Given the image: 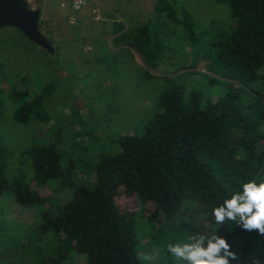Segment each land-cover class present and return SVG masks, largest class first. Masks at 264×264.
Here are the masks:
<instances>
[{
	"label": "trees",
	"instance_id": "1",
	"mask_svg": "<svg viewBox=\"0 0 264 264\" xmlns=\"http://www.w3.org/2000/svg\"><path fill=\"white\" fill-rule=\"evenodd\" d=\"M211 1L225 4L230 20L210 29L195 60L200 56L209 75L223 80V90L205 97L197 89L186 90L177 75L166 78L158 111L140 134L119 135L117 151L95 158L88 167L89 183H73L72 166L64 163L58 141H31L12 156L0 137V195L37 210L35 235L42 239L37 245L25 237L14 258L12 244L0 238V264H69L72 255L82 256L84 264H143L138 256L151 250L156 264H187L172 257L168 243L213 231L236 253L231 264H256L257 258L264 264V236L230 221L216 225L212 215L214 207L242 190L243 182L264 179V0ZM152 11V20L133 28L118 23L112 40L155 67L169 50L165 32L158 29L166 31L170 20L195 48V22L188 10L174 0H154ZM48 94L49 86L33 96L11 88L14 122L48 119L42 109ZM1 117L0 109V123ZM9 160L16 166L7 175ZM35 187L52 188L55 198L42 197ZM120 191L134 194L140 205L152 203L143 221L139 212L119 211L115 197Z\"/></svg>",
	"mask_w": 264,
	"mask_h": 264
},
{
	"label": "rangeland",
	"instance_id": "2",
	"mask_svg": "<svg viewBox=\"0 0 264 264\" xmlns=\"http://www.w3.org/2000/svg\"><path fill=\"white\" fill-rule=\"evenodd\" d=\"M27 2L39 10L38 30L49 37L54 53L48 55L12 27L0 28V86L4 87L0 92V137L10 146L12 156L31 141L56 140L64 163L72 166L73 183H89L88 167L95 158L117 151L119 135L140 134L158 111L157 96L166 78L177 75L186 90L197 89L205 97L215 98L223 90V80L209 75L205 61L200 56L195 60V52L202 51L212 27L222 28L230 20L225 4L174 0L176 7L192 15L198 41L192 47L182 38L178 24L169 20L166 31L158 29L160 34L165 32L169 50L155 67H149L135 50L112 39L118 23L133 28L152 20L154 0H85L78 9L72 8L70 0ZM46 86L49 94L43 98L42 109L48 119L26 125L14 122V105L8 96L11 88L26 89L33 96ZM257 142L260 144L261 139ZM14 165L9 160L7 175L15 171ZM36 190L42 197L55 198L52 188ZM66 199L67 194L61 202ZM115 203L120 212H139L140 221L153 208L151 202L140 205L134 194L123 191L115 197ZM36 223L35 208L22 207L9 195H0V238L12 244L14 258L19 256L18 243L25 237L37 245L42 243L35 235ZM239 240H235V246ZM145 254L152 259L143 260V264H156L158 257L153 250ZM69 264H84L83 257L72 255Z\"/></svg>",
	"mask_w": 264,
	"mask_h": 264
},
{
	"label": "clouds",
	"instance_id": "3",
	"mask_svg": "<svg viewBox=\"0 0 264 264\" xmlns=\"http://www.w3.org/2000/svg\"><path fill=\"white\" fill-rule=\"evenodd\" d=\"M74 7L78 9L79 2ZM240 187L242 190L233 192L222 204L213 208L215 223L223 225L230 221L247 232L255 231L264 236V179L259 182L250 179ZM167 251L174 259L186 261L187 264H231V261L237 260L226 238L216 235L215 231L207 236L190 235L187 242L182 244L168 243ZM138 259L149 260L152 257L141 254ZM256 264H259L258 258Z\"/></svg>",
	"mask_w": 264,
	"mask_h": 264
},
{
	"label": "water",
	"instance_id": "4",
	"mask_svg": "<svg viewBox=\"0 0 264 264\" xmlns=\"http://www.w3.org/2000/svg\"><path fill=\"white\" fill-rule=\"evenodd\" d=\"M39 10L31 8L27 0H0V28L18 30L32 44L52 53L54 48L38 30Z\"/></svg>",
	"mask_w": 264,
	"mask_h": 264
},
{
	"label": "built area",
	"instance_id": "5",
	"mask_svg": "<svg viewBox=\"0 0 264 264\" xmlns=\"http://www.w3.org/2000/svg\"><path fill=\"white\" fill-rule=\"evenodd\" d=\"M79 2V7L81 5H83L85 3V0H82V2H80V0H70L71 6L73 9H77L76 7H74L75 4H77Z\"/></svg>",
	"mask_w": 264,
	"mask_h": 264
}]
</instances>
